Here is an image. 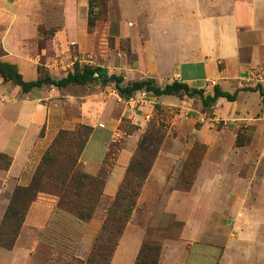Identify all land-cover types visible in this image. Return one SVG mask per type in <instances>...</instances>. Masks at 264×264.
<instances>
[{
  "label": "rangeland",
  "instance_id": "1",
  "mask_svg": "<svg viewBox=\"0 0 264 264\" xmlns=\"http://www.w3.org/2000/svg\"><path fill=\"white\" fill-rule=\"evenodd\" d=\"M103 1L91 8L88 49L78 53L70 46L75 56L70 71L74 63L79 69L81 65L99 66L108 75L121 76V86L137 80L162 86L177 77L174 71L182 51L179 43L188 39V33L177 26L154 31L157 44L150 45H146L151 36L147 30L136 31L133 38L116 37L107 28ZM188 67H180L184 76L199 71L197 66ZM199 84L189 85L196 88ZM44 95L63 100L74 97L62 105L63 117L75 122L71 130H64L67 132L82 124L77 119L81 97L90 98L87 126L93 125L95 131L82 158L94 172L104 153L94 174L101 176L103 187L86 220L56 210L36 232V246L28 253L26 264H126L131 247L132 264L216 263L221 251H210L209 237H226L238 228H233L234 218L228 212L236 203L228 201L226 183L246 179L257 181L258 187L264 175V123L254 122L260 113L240 114L228 109L226 116L214 114L213 103L203 106L196 96H153L137 91L126 99L117 95L112 83L100 81L68 84L63 89L46 90ZM145 134L158 139L150 169L139 188L124 186L125 169ZM118 160L123 161L122 178L115 190L104 192L106 177ZM6 161L2 158L1 165ZM193 181L200 185L196 190L191 188ZM133 193L137 195L132 197ZM4 198L6 192L0 190V222L7 205L2 206ZM35 199L54 208L51 196L37 194Z\"/></svg>",
  "mask_w": 264,
  "mask_h": 264
},
{
  "label": "crops",
  "instance_id": "2",
  "mask_svg": "<svg viewBox=\"0 0 264 264\" xmlns=\"http://www.w3.org/2000/svg\"><path fill=\"white\" fill-rule=\"evenodd\" d=\"M87 9L88 0H0V62L14 66L24 82L44 76L55 80L64 77L75 61L70 46L78 53L88 49L91 34L86 25ZM105 16L107 28L116 37L133 38L136 31H150L146 45L157 44L154 31L177 26L187 32L188 39L179 43L182 51L173 80L187 85L199 81L196 88L206 90L205 93L213 85L228 93L235 91L231 102L217 98L210 106L213 113L226 116L228 109L240 114L260 113L254 122L263 125L262 97L258 91L247 90L253 84H242L239 79L249 71L264 70V0H106ZM183 66H197L199 71L184 76L180 70ZM63 88L42 84L22 92L11 81L0 78V154L10 159L0 175V190L7 196L2 200L3 207L16 185L28 184L41 154L58 130L74 127L75 122L65 119L62 112L64 102L74 97L63 100L44 95L46 90ZM89 101L83 96L78 102V123L90 125ZM94 128L92 125L78 157L82 171L89 175L96 173L104 155L94 172L87 167L89 161L82 158ZM120 158L124 159L121 154ZM117 162L106 177L104 192L115 190L122 178L123 161ZM241 180L226 183L227 199L236 203L228 212L234 218L233 228H238L226 237L212 235L208 239L212 253L215 249L221 251L215 264H264V175L258 180V187L257 181ZM199 187L197 181L191 184L194 190ZM52 215L51 203L32 201L12 247L0 250V264H26L28 253L36 246V232ZM128 250L126 264H132V247Z\"/></svg>",
  "mask_w": 264,
  "mask_h": 264
},
{
  "label": "trees",
  "instance_id": "3",
  "mask_svg": "<svg viewBox=\"0 0 264 264\" xmlns=\"http://www.w3.org/2000/svg\"><path fill=\"white\" fill-rule=\"evenodd\" d=\"M105 1L102 4L104 14ZM98 2L100 0H88L86 22L88 32L93 25L90 19L93 13L91 8ZM0 78L3 81H11L12 84L20 87L22 92L40 87L42 84L62 88L68 84L84 85L90 81H100L101 84L112 83L117 95L126 99L137 91H144L154 96L184 95L189 98L196 96L203 106L212 104L220 97L231 102L235 99L236 94L235 91L232 93L222 91L217 85L211 87L210 93H204L200 88L191 87L183 81L176 80L162 86L154 85L150 80L132 81L121 86V76L108 75L104 68L99 66L81 65V69H79L76 63L73 64L71 71L57 80L44 76L34 81L24 82L14 66L0 62ZM247 90L258 91L262 97L261 101L264 103V92L260 90V86H254ZM91 132V127L79 124L71 132L59 130L55 134L41 154L28 184L26 186L16 185L10 194L0 222V247L5 249L12 247L28 205L36 200L37 194L54 198V214H56V210H59L81 221L90 217L91 205L93 206L100 195L103 182L100 175H89L79 169L78 157ZM157 144L158 139L153 135L145 134L141 137L136 147V154L125 169L122 185L140 187L150 169ZM2 158L7 159L4 165H1ZM9 163L10 159L4 154H0V168L5 170ZM135 195L137 194L133 193L132 197Z\"/></svg>",
  "mask_w": 264,
  "mask_h": 264
},
{
  "label": "built area",
  "instance_id": "4",
  "mask_svg": "<svg viewBox=\"0 0 264 264\" xmlns=\"http://www.w3.org/2000/svg\"><path fill=\"white\" fill-rule=\"evenodd\" d=\"M239 80L242 84L264 87V70L249 71Z\"/></svg>",
  "mask_w": 264,
  "mask_h": 264
}]
</instances>
